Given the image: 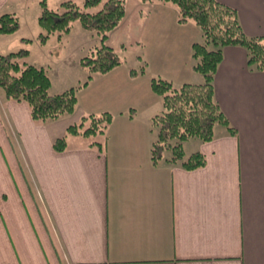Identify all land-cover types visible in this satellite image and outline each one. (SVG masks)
Listing matches in <instances>:
<instances>
[{
  "label": "crops",
  "instance_id": "0c3cea01",
  "mask_svg": "<svg viewBox=\"0 0 264 264\" xmlns=\"http://www.w3.org/2000/svg\"><path fill=\"white\" fill-rule=\"evenodd\" d=\"M40 1L0 0V15L12 13L20 24L0 34V54L25 48L29 56L30 44L39 43ZM217 1L235 10L247 36L264 35V0ZM138 10L139 32L132 34V27L120 34L118 27L116 38L120 47L130 40L151 44L155 73L144 80L115 67L94 73L84 90L99 81L119 102L118 91L136 87L140 78L150 93L152 77L175 86L202 81L191 68L198 28L177 23V8L169 3L142 1ZM222 51L214 99L235 134L216 124L211 140L183 142L184 153L206 157L193 170L150 159V118L161 101L152 115L136 118L129 105L114 112L92 105L101 95L97 87L81 109L77 99L72 113L36 123L27 104L0 97V264H264V71L249 69L241 47ZM50 54L47 48L42 62ZM104 111L112 119L100 149L80 140L66 142L61 152L52 149L64 124ZM10 133L22 140L23 157L11 149Z\"/></svg>",
  "mask_w": 264,
  "mask_h": 264
},
{
  "label": "trees",
  "instance_id": "16d2710c",
  "mask_svg": "<svg viewBox=\"0 0 264 264\" xmlns=\"http://www.w3.org/2000/svg\"><path fill=\"white\" fill-rule=\"evenodd\" d=\"M82 0L81 5L71 0L60 3V10H53L44 0L40 1L37 25L40 32L36 39L44 44L49 36L56 34L60 39L67 33L73 21L77 20L82 29L101 34L100 45L80 59V65L88 71L85 86L94 73H107L120 65L113 48L106 43L108 32L115 29L125 15V0ZM143 2L153 0H142ZM171 3L177 8V23L192 22L199 30V40L191 44L192 70L202 77L200 83H182L175 86L169 80L152 77L151 91L159 96L162 109L150 118L155 137L150 147L153 164L161 160L179 162L186 170L202 167L206 163L203 153L196 150L184 158L183 142L196 138L207 142L213 137L216 124L223 125L231 134V127L214 99L213 77L222 60L223 47L238 46L246 51L249 69L264 71V35L247 36L241 29L236 12L230 6L217 0H157ZM102 6L90 11V8ZM19 19L12 13L0 15V34L18 31ZM24 43L31 39H21ZM28 50L0 54V97L27 104L33 121L55 120L72 113L77 104L76 89L69 87L51 94V80L44 67L23 61ZM144 69L140 68V73ZM131 75L138 74L134 69ZM112 115L101 112L98 115L83 116L78 122L66 126L63 134L53 138L52 149L61 152L66 148L68 135L84 136L104 133ZM89 124L85 126V122ZM97 149L101 142L94 141Z\"/></svg>",
  "mask_w": 264,
  "mask_h": 264
},
{
  "label": "rangeland",
  "instance_id": "374dc122",
  "mask_svg": "<svg viewBox=\"0 0 264 264\" xmlns=\"http://www.w3.org/2000/svg\"><path fill=\"white\" fill-rule=\"evenodd\" d=\"M62 1L65 0H48V3L50 5V7H48L53 10H60V3ZM71 1L75 2L78 5H81L82 3V0ZM102 2L98 6L90 8L89 10L95 11L99 9L102 6ZM140 3H142V0H125L126 16L123 18L124 20H121L122 23L120 22L115 29L108 32L109 38L107 39L106 43L113 48L114 52L117 54V57L121 62L120 65L116 67L115 71L129 73L131 69H134L138 72L141 78L147 80L150 75H153V73H155L153 72V59L156 57L154 56V53L152 51L151 44L145 47L133 42V40H130L129 43L127 42L125 45L120 47V40L116 38L118 27H120V34H126L127 30L132 27H134L133 29H131L132 34H137L139 32L138 29L140 30L141 24L144 23L142 22V20L140 21V18H138L141 17L143 19V16L136 14V11L139 9ZM171 6L175 7L172 4ZM142 12H144V15H147L146 11ZM134 30L136 31L134 32ZM65 34L66 33H62L60 39H58L57 36L54 37L55 34L50 36L51 39L49 43L45 47H43V49H41L40 44L37 42L30 44V54L29 56L27 55V57L24 58L23 61L29 64L41 63V65H43L47 75L51 80V88L49 90L51 94L59 93L69 87H74L76 89V97L79 104V107L77 108L81 109L82 106L85 105V103H88L86 96H90L95 92H99L97 87H99L98 85H100L101 82L97 81V83H93V87H90L86 90H84L82 87H79L87 79L88 75V71L80 65V59L83 56L87 55L96 46L100 45L101 34L96 31H87L82 29L77 20L72 22L69 32H67L66 35ZM163 47L164 46H162V48ZM47 48L51 51V54L46 55L47 58L44 60V62H42L41 57L45 56ZM141 67L144 69L142 73L139 72ZM115 77L118 76L116 75ZM141 78L135 82L136 87L126 86L122 87L118 91V96H115L116 98L119 97V102H113L111 100V94L113 93L112 88L107 87V89H104V87H99L101 95L97 98L94 97L92 105H97L99 107H110L111 112L116 111L115 109H117V107L122 108L129 105L132 107L131 109H133V112H135L136 118H147L159 108L160 100L159 96L155 95L152 91V93H150L148 90H144L141 88L143 87V79ZM77 108L76 113H78L79 111V109ZM70 118L72 117L70 116L69 120ZM58 120L62 121L64 119ZM4 121H6V117H4ZM78 121L79 120L77 118L75 122ZM35 122L42 123L41 121ZM68 124H64V127L66 128ZM88 124L89 120H87L84 125L87 126ZM65 128H62L63 130L61 134L64 133ZM9 138L11 149L13 150V152H15L16 156L20 155L21 157H23L26 149L22 140H20V138L15 134L11 135V133ZM79 140L83 143H88L91 141L103 142V137H101L100 133H97L95 135L89 136H84L82 134L68 135L66 138V142H71V144H74ZM188 155L189 154L184 153V158ZM34 189L35 188H32L33 191Z\"/></svg>",
  "mask_w": 264,
  "mask_h": 264
}]
</instances>
